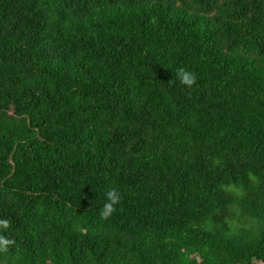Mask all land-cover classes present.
Returning <instances> with one entry per match:
<instances>
[{"label":"trees","instance_id":"obj_1","mask_svg":"<svg viewBox=\"0 0 264 264\" xmlns=\"http://www.w3.org/2000/svg\"><path fill=\"white\" fill-rule=\"evenodd\" d=\"M0 220V264H264V0H0Z\"/></svg>","mask_w":264,"mask_h":264},{"label":"clouds","instance_id":"obj_2","mask_svg":"<svg viewBox=\"0 0 264 264\" xmlns=\"http://www.w3.org/2000/svg\"><path fill=\"white\" fill-rule=\"evenodd\" d=\"M176 76L179 83L186 88H191L196 84V74L186 68L180 67L176 70ZM107 202L103 205L101 211V218L107 219L112 213L116 211L115 206L119 203L121 197L120 193L116 188H112L107 192ZM9 227L8 220H0V228L7 229ZM13 241L7 239L4 236H0V251H6L8 245L12 244Z\"/></svg>","mask_w":264,"mask_h":264}]
</instances>
